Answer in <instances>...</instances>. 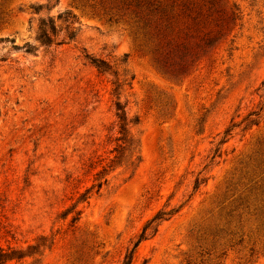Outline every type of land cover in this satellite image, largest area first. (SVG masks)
Instances as JSON below:
<instances>
[{"label": "rangeland", "instance_id": "obj_1", "mask_svg": "<svg viewBox=\"0 0 264 264\" xmlns=\"http://www.w3.org/2000/svg\"><path fill=\"white\" fill-rule=\"evenodd\" d=\"M230 1L239 9L232 31L175 78L109 18L106 0H0V246L53 241L3 264H123L161 208L177 211L131 264H264V233H254L239 200L253 202L249 180L264 174L252 176L264 143V0ZM48 18L56 32L43 42ZM86 55L110 69L98 72ZM115 101L133 121L141 161L131 177L109 171L77 205L79 217L62 218L100 169L83 174L86 157L109 154ZM197 177L205 182L194 188ZM237 214L240 243L215 233L226 221L233 230Z\"/></svg>", "mask_w": 264, "mask_h": 264}, {"label": "trees", "instance_id": "obj_2", "mask_svg": "<svg viewBox=\"0 0 264 264\" xmlns=\"http://www.w3.org/2000/svg\"><path fill=\"white\" fill-rule=\"evenodd\" d=\"M106 5L109 18L116 22L123 21L128 25L130 33L138 41L141 50L150 57L155 67L163 74L175 78L183 77L192 70L203 55L228 36L239 18V9L235 2L230 0H106ZM33 8L36 10L41 8V5ZM69 17L75 18L73 15ZM39 29V38L43 42H50V36L56 32V26L49 18L48 21L41 22ZM86 57L98 72L103 73L110 69L109 64L102 58L88 55ZM114 111L113 127L107 133L102 146L104 148V146L112 145L104 153H109L108 155L114 153V155L108 158V155L97 154V149L89 153L86 161L82 163L83 174L87 175L97 167L100 169L93 173V183L90 186L82 191H74L77 194L76 200L60 213L62 218L74 213L72 220H76L80 215V210H76L77 205L86 201L94 188L96 192L100 189L101 185L107 181L104 175L109 171L124 167L130 172L129 177H131L141 161L138 142L128 126L132 120H128L125 109L119 101L114 102ZM136 122H138L137 118L134 120V123ZM250 122L253 123L252 120ZM228 130H225L226 135ZM92 145L94 143L90 147ZM259 146L261 148L259 147V152H256L259 158L254 159L252 170V176L256 175L255 178L264 173V143L259 142ZM106 159L108 162L102 164ZM70 179L76 180L72 175ZM249 181L251 186L248 191L253 197V202L250 203L249 198L239 199L242 201L240 207L247 215L254 217V233H264V174L254 182L253 179ZM202 182H205V178L197 177L194 188ZM176 211V208L169 210L161 208L147 219L132 248L127 250L123 264H131L139 243L153 236L159 224L169 219ZM226 215L231 216V211ZM240 218L241 215L237 214L236 223L233 224L234 229L231 231V228L225 226L231 225L229 224L231 221L216 224L215 233L226 232L232 237L238 236L240 243L243 240V233L239 235V231L243 228ZM52 243V240L48 242L46 236H40L35 244H29L26 249L0 246V264L39 254L41 248L42 251L50 248Z\"/></svg>", "mask_w": 264, "mask_h": 264}]
</instances>
